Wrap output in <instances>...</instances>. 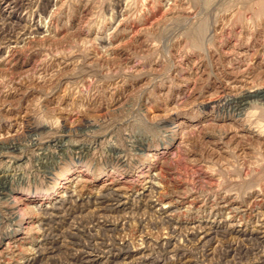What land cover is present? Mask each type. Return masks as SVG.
Here are the masks:
<instances>
[{
	"label": "rangeland",
	"instance_id": "obj_1",
	"mask_svg": "<svg viewBox=\"0 0 264 264\" xmlns=\"http://www.w3.org/2000/svg\"><path fill=\"white\" fill-rule=\"evenodd\" d=\"M0 59V264H264V0H0Z\"/></svg>",
	"mask_w": 264,
	"mask_h": 264
},
{
	"label": "bare ground",
	"instance_id": "obj_2",
	"mask_svg": "<svg viewBox=\"0 0 264 264\" xmlns=\"http://www.w3.org/2000/svg\"><path fill=\"white\" fill-rule=\"evenodd\" d=\"M14 3H15V2H14ZM17 3H18V2H17ZM25 3H26V2H25ZM6 22H7V21H6ZM3 23H4V22H3ZM7 23H8V22H7ZM10 23H11V22H10ZM4 24H5V23H4ZM18 26H19V25H17L16 27H18ZM19 28H21V27L19 26ZM22 28H23V27H22ZM16 29H17V28H16ZM23 29H24V28H23ZM23 29H22V30H23ZM13 31H14V30H13ZM21 40H22V39H21ZM12 41H13V40H12ZM10 43H11V42H10ZM16 44H17V43H16ZM9 45H10V44H8V46H9ZM18 45H19V44H18ZM15 46H16V45H15ZM15 46H13V47H15ZM6 47H7V46H6ZM3 48H4V46H3ZM10 48H11V46H10ZM11 49H12V48H11ZM11 49H10V50H11ZM1 59H2V58H1ZM1 59H0V60H1ZM4 60H5V59H4ZM2 62H3V61H2ZM0 66H1V65H0ZM44 139H45V138H44ZM42 140H43V138H42ZM45 141H47V140H45ZM51 141H52V140H50V142H51ZM35 142H36V141H35ZM41 142H42V141H41ZM37 144H39V143H37ZM44 144H45V143H44ZM42 145H43V144H42ZM36 146H37V145H36ZM38 147H39V146H38ZM38 149H39V148H38ZM40 149H41V148H40ZM4 156H6V155H4ZM6 157H7V156H6ZM6 179H7V178H6ZM150 180H151V179H150ZM155 180H156V178H155ZM155 180H154V181H155ZM110 183H111V182H110ZM110 183H109V184H110ZM147 183H148V181H147ZM152 183H154V182H152ZM119 190H120V189H119ZM146 190H147V189H146ZM114 192H115V190H114ZM65 195H66V194H65ZM75 195H76V194H75ZM75 195H74V196H75ZM115 195H116V194H115ZM117 195H118V194H117ZM119 195H120V194H119ZM70 196H71V195H70ZM62 197L64 198V196H62ZM65 198H66V197H65ZM65 198H64V199H65ZM67 198H68V197H67ZM67 198H66V199H67ZM110 198H111V197H110ZM185 198H186V197H185ZM223 198H224V197H223ZM104 200H105V199H104ZM118 200H120V199H118ZM149 200H150V199H149ZM149 200H148V201H149ZM111 201H112V200H111ZM190 201H191V200H190ZM96 202H97V201H96ZM174 202H177V201H174ZM229 202H230V201H229ZM263 202H264V201H263ZM97 203H100V202H97ZM231 203H232V202H231ZM120 204H121V203H120ZM122 204H123V203H122ZM228 204H230V203H228ZM94 205H95V204H94ZM174 205H175V204H174ZM111 206H112V204H111ZM98 207H99V206H98ZM98 207H97V208H98ZM100 207H101V206H100ZM100 207H99V208H100ZM108 207H109V206H108ZM236 207H237V206H236ZM95 209H96V208H95ZM108 209L110 210V209H112V208H108ZM114 209H115V207H114ZM96 210H97V209H96ZM96 210H95V211H96ZM106 210H107V208H106ZM109 210H108V211H109ZM112 210H113V209H112ZM112 210H111V211H112ZM159 210H160V209H159ZM213 210H214V208H213ZM217 210H219V209H217ZM102 211H103V210H102ZM108 211H107V212H108ZM211 211H212V210H211ZM238 211H240V210H238ZM240 212H241V211H240ZM94 213H95V212H94ZM96 213H97V211H96ZM110 213H111V212H110ZM223 213H224V212H223ZM230 213H231V212H230ZM243 213H244V212H243ZM227 214H228V213H227ZM231 214H232V213H231ZM216 215H217V214H216ZM219 215H220V214H219ZM219 215H218V216H219ZM233 215H234V214H233ZM257 216H258V215H257ZM227 218H228V217H227ZM253 218H254V217H253ZM257 218H258V217H257ZM240 219H241V217H240ZM260 219H261V218H260ZM235 220H236V219H235ZM238 220H239V218H238ZM221 221H222V220H221ZM221 221H220V222H221ZM224 221H225V220H224ZM239 221H240V220H239ZM248 221H249V220H248ZM257 221H258V220H257ZM259 221H260V220H259ZM243 222H244V221H243ZM251 222H252V221H251ZM209 223H210V222H209ZM236 223H237V222H236ZM241 223H242V222H241ZM241 223H240V224H241ZM247 223H249V222H247ZM220 224H221V223H220ZM233 224H234V223H233ZM238 224H239V222H238ZM240 224H239L238 226H240ZM226 225H227V224H226ZM229 225H230V224H229ZM231 225H232V224H231ZM235 225H236V224H235ZM235 225H234V226H235ZM242 225H243V224H242ZM249 225H250V224H249ZM256 225H257V224H256ZM73 226H74V225H73ZM95 226H96V225H95ZM234 226H232V227H234ZM236 226H237V225H236ZM260 226H261V225H260ZM98 227H99V226H98ZM215 227H216V226H215ZM248 227H250V226H248ZM252 227H253V226H252ZM256 227H258V226H256ZM256 227H255V228H256ZM263 227H264V226H263ZM95 228H96V227H95ZM188 228H189V227H188ZM227 228H228V227H227ZM244 228H245V227H244ZM85 229H86V228H85ZM177 229H178V228H177ZM209 229H210V228H209ZM209 229L207 228L206 230H209ZM223 229H224V228H223ZM228 229H229V228H228ZM249 229H250V228H249ZM260 229H261V228H260ZM90 230H91V229H90ZM193 230H195V229H193ZM193 230H191V231H193ZM197 230L199 231V229H197ZM200 230H203V229L200 228ZM252 230L255 231V229H252ZM252 230H251V231H252ZM212 231H213V229H212ZM234 231H235V230H234ZM238 231H239V230H238ZM245 231H246V228H245ZM258 231H259V230H258ZM262 231H263V230H262ZM87 232H88V231H87ZM201 232H202V231H201ZM201 232H200V233H201ZM203 232H204V231H203ZM210 232H211V231H210ZM235 232H236V231H235ZM247 232H248V231H247ZM259 232H260V234H261V231H259ZM95 233H96V232H95ZM187 233H188V232H187ZM195 233H196V232H195ZM227 233H228V232H227ZM251 233H252V232H251ZM71 234H72V233H71ZM185 234H186V233H185ZM193 234H194V233H193ZM204 234L207 235V232L204 233ZM208 234H209V233H208ZM213 234H214V233H213ZM231 234H232V233H231ZM241 234H242V233H241ZM247 234H248V233H247ZM260 234H259V235H260ZM76 235H77V234H76ZM172 235H173V234H172ZM198 235H199V234H198ZM244 235H245V233H244ZM79 236H80V235H79ZM89 236H90V235H89ZM212 236H213V235H212ZM234 236H235V235H234ZM262 236H263V235H262ZM197 237H198V236H197ZM197 237H196V238H197ZM204 237H205V236H204ZM214 237H216V235H215ZM214 237H213V238L211 237V238L214 240ZM219 237H220V236H219ZM232 237H233V236H232ZM238 237H239V236H238ZM260 237H261V236H260ZM260 237H259V238H260ZM72 238H73V237H72ZM171 238H172V237H171ZM173 238H174V237H173ZM194 238H195V237H193V240H194ZM201 238H202V236H201ZM225 238H226V237H225ZM183 239H184V238H183ZM220 239H222V238H220ZM235 239H236V238H235ZM235 239H234V240H235ZM195 240H196V239H195ZM201 240H202V239H201ZM203 240H204V238H203ZM208 240H209V239H208ZM208 240H207V241H208ZM238 240H240V239L238 238ZM243 240H245V239H243ZM247 240H249V238H248ZM247 240H246V241H247ZM250 240L252 241V239H250ZM196 241H197V240H196ZM198 241H199V240H198ZM225 241H227V240H225ZM246 241H245V242H246ZM254 241H255V238H254ZM69 242H70V241H69ZM219 242H220V241H219ZM222 242H223V241H222ZM229 242H230V241H229ZM101 243H102V242H101ZM203 243H204V242H203ZM227 243H228V242H227ZM246 243H247V242H246ZM250 243H251V242H250ZM250 243H249V244H250ZM255 243H256V242H255ZM257 243H258V242H257ZM259 243H260V242H259ZM75 244H76V243H75ZM75 244H73V245H75ZM117 244H118V243H117ZM198 244H199V243H198ZM231 244H232V242H231ZM231 244H230V246H231ZM233 244H234V243H233ZM236 244H237V243H236ZM244 244H245V243H244ZM251 244H252V243H251ZM260 244H261V243H260ZM263 244H264V243H263ZM86 245H87V244H86ZM224 245H226V244H224ZM228 245H229V244H228ZM241 245H242V244H241ZM253 245H254V243H253ZM255 245H256V244H255ZM81 246H82V245H81ZM205 246H206V245H205ZM232 246H233V245H232ZM244 246H245V245H244ZM244 246H243V247H244ZM256 246H257V245H256ZM256 246H255V247H256ZM261 246H262V245H261ZM261 246H260V247H261ZM104 247H105V246H104ZM158 247H159V245H158ZM226 247H227V246H226ZM228 247H229V246H228ZM262 247L264 248V246H262ZM231 248H232V247H231ZM47 249H48V248H47ZM88 249H89V248H88ZM88 249H87V250H88ZM123 249H124V248H123ZM232 249H233V248H232ZM44 250H45V249H44ZM74 250H75V249H74ZM92 250H93V249H92ZM100 250H101V249H100ZM165 250H166V249H165ZM205 250H206V248H205ZM227 250H228V249H227ZM234 250H235V249H234ZM133 251H134V250H133ZM229 251H232V250H229ZM258 251H259V250H258ZM80 252H81V251H80ZM80 252H79V253H80ZM202 252H203V251H202ZM79 253H78V254H79ZM95 253H96V252H95ZM100 253H101V252H100ZM110 253H111V251H110ZM187 253H188V252H187ZM82 254H83V252H82ZM115 254H116V253H115ZM130 254H131V253H130ZM132 254H133V253H132ZM250 254H251V253H250ZM87 255H88V254H87ZM91 255H92V254H91ZM152 255H153V254H152ZM207 255H208V254H207ZM226 255H227V253H226ZM228 255H229V254H228ZM228 255H227V256H228ZM104 256H105V255H104ZM113 256H114V255H113ZM161 256H162V255H161ZM83 257H84V256H83ZM99 257H100V255H99ZM102 257H103V256H102ZM109 257H110V256H109ZM253 257H254V256H253ZM258 257H259V256H258ZM84 258H85V257H84ZM146 258H147V257H146ZM148 258H149V257H148ZM148 258H147V259H148ZM82 259H83V258H82ZM82 259H81V260H82ZM89 259H90V261L92 260L91 257H89ZM99 259H100V258H99ZM109 259H110V258H109ZM137 259H138V257H137ZM260 259H261V258H260ZM107 260H108V259H107ZM111 260H113V259H111ZM203 260H204V258H203ZM218 260H219V259H218ZM258 260H259V259H258ZM86 261H87V260H86ZM90 261H89V262H90ZM105 261H106V260H105ZM108 261H109V260H108ZM174 261H175V260H174ZM220 261H221V260H220ZM256 261H257V260H256ZM84 262H85V261H84ZM140 262H141V261H140ZM193 262H194V261H193ZM203 262H204V261H203ZM207 262H208V261H207ZM81 263H82V262H81ZM81 263H80V264H81ZM107 263H108V262H107ZM141 263H142V262H141ZM141 263H140V264H141ZM144 263H145V262H144ZM196 263H197V262H196ZM102 264H103V263H102ZM105 264H106V262H105ZM112 264H113V263H112ZM145 264H146V263H145ZM151 264H152V263H151ZM184 264H185V263H184ZM202 264H203V263H202ZM205 264H206V263H205ZM209 264H210V263H209Z\"/></svg>",
	"mask_w": 264,
	"mask_h": 264
}]
</instances>
